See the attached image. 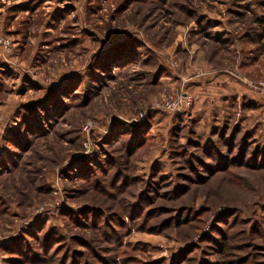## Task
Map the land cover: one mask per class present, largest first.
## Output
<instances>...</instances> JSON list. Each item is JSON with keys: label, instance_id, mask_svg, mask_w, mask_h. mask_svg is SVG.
<instances>
[{"label": "rangeland", "instance_id": "374dc122", "mask_svg": "<svg viewBox=\"0 0 264 264\" xmlns=\"http://www.w3.org/2000/svg\"><path fill=\"white\" fill-rule=\"evenodd\" d=\"M261 81L264 0H0V264H264Z\"/></svg>", "mask_w": 264, "mask_h": 264}, {"label": "built area", "instance_id": "2783aa9c", "mask_svg": "<svg viewBox=\"0 0 264 264\" xmlns=\"http://www.w3.org/2000/svg\"><path fill=\"white\" fill-rule=\"evenodd\" d=\"M258 87L259 89L264 92V81H261L259 82L258 84ZM189 96L187 94L185 95H181V96H176V97H172L170 98L167 103H166V106L168 107V109H171V110H176L178 108H180V106L182 104L185 103V101H188L186 103L190 104L191 102V98H188ZM187 99V100H186Z\"/></svg>", "mask_w": 264, "mask_h": 264}, {"label": "trees", "instance_id": "16d2710c", "mask_svg": "<svg viewBox=\"0 0 264 264\" xmlns=\"http://www.w3.org/2000/svg\"><path fill=\"white\" fill-rule=\"evenodd\" d=\"M209 151H210V150H209ZM225 246H226L225 242L222 243V245H221L222 249H225Z\"/></svg>", "mask_w": 264, "mask_h": 264}, {"label": "crops", "instance_id": "0c3cea01", "mask_svg": "<svg viewBox=\"0 0 264 264\" xmlns=\"http://www.w3.org/2000/svg\"><path fill=\"white\" fill-rule=\"evenodd\" d=\"M223 76H227V75L223 74Z\"/></svg>", "mask_w": 264, "mask_h": 264}]
</instances>
